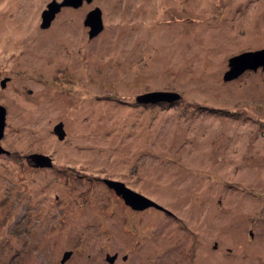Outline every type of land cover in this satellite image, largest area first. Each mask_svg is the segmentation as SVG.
<instances>
[{"label": "rangeland", "instance_id": "374dc122", "mask_svg": "<svg viewBox=\"0 0 264 264\" xmlns=\"http://www.w3.org/2000/svg\"><path fill=\"white\" fill-rule=\"evenodd\" d=\"M49 1L0 0V264H264V67L223 79L264 48V0L83 1L42 28ZM157 90L180 99L136 100Z\"/></svg>", "mask_w": 264, "mask_h": 264}, {"label": "water", "instance_id": "95a60500", "mask_svg": "<svg viewBox=\"0 0 264 264\" xmlns=\"http://www.w3.org/2000/svg\"><path fill=\"white\" fill-rule=\"evenodd\" d=\"M90 2L91 0H85ZM83 0H50L46 7L41 11V21L40 26L42 28L48 27L51 20L55 17V14L63 6L78 7L82 4ZM83 24L88 26L89 37L97 35L103 28L101 9L98 6H94L90 9L83 20ZM264 67V48L256 50H248L241 52L239 54L233 55L228 59V70L225 71L223 75L224 80H230L236 78L240 73L245 69H256L257 66ZM7 77L1 79L0 83L3 87L7 81ZM180 99V95L177 92L167 91V90H157L145 92L136 97V100L144 104H155V103H173ZM5 113L6 109L3 105L0 104V138L3 134V128L5 124ZM54 133L59 139H62L65 136V130L63 128V123L58 122L53 127ZM5 152L3 147L0 145V153ZM31 159L34 161V164L37 166H50V158L44 154H32L30 155ZM107 184L114 189L117 195H119L127 205L133 209H145L150 206H153L157 209H164L163 206L159 205L149 197L134 191L126 187L122 182L119 181H107ZM71 251H65L61 258V262H64L70 255ZM116 254L109 255L107 254L106 259L109 263L113 262Z\"/></svg>", "mask_w": 264, "mask_h": 264}, {"label": "flooded vegetation", "instance_id": "af4514ba", "mask_svg": "<svg viewBox=\"0 0 264 264\" xmlns=\"http://www.w3.org/2000/svg\"><path fill=\"white\" fill-rule=\"evenodd\" d=\"M83 1H85V0H83ZM91 1H92V0H91ZM85 2H86V1H85ZM82 3H83V2H82ZM81 5H82V4H81ZM63 7H65V8H74V7H71V6H63ZM63 7H61V8H63ZM55 16H56V14H55ZM53 19H54V18H53ZM53 19H52V20H53ZM52 20H51V22H52ZM51 22H50V23H51ZM49 25H50V24H49ZM31 161H32L33 164H34V161H33L32 159H31ZM34 166H37V165L34 164ZM37 167H48V166H37ZM49 167H50V166H49ZM250 233H251V231H250ZM251 234H252V233H251ZM126 257H127V256H123L122 260L126 259ZM117 258H118V253H116V256H115L114 260L117 259ZM114 260H113V261H114ZM60 263H61V262H60Z\"/></svg>", "mask_w": 264, "mask_h": 264}]
</instances>
